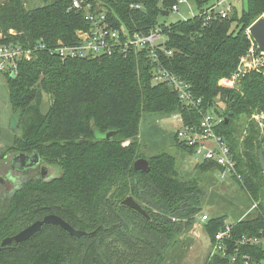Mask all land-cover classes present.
Returning <instances> with one entry per match:
<instances>
[{
  "label": "trees",
  "instance_id": "16d2710c",
  "mask_svg": "<svg viewBox=\"0 0 264 264\" xmlns=\"http://www.w3.org/2000/svg\"><path fill=\"white\" fill-rule=\"evenodd\" d=\"M132 31H148L177 0H93ZM195 1L201 7L207 0ZM226 18L216 15L205 24L203 11L171 22L167 28L172 56L164 66L191 85L196 107H188L167 84L152 82L151 66L141 56L74 57L62 59L48 50L30 62L21 61L18 73L6 75L9 100L18 116L17 130L8 146L11 153H37L58 177L20 176L19 187L0 206V242L48 214H57L84 230L70 235L57 225H44L28 241L13 242L0 251V262L22 264H168L178 238L188 232L203 212L207 196L201 178L182 174L177 153L192 149L174 136V149L145 154L139 140L144 122L180 114L196 124L202 112L216 111L222 121L216 131L230 146L242 181L253 201V211L235 222L229 245L243 236L264 231V73H244L236 88L219 86L222 77L237 71L250 47L248 29L264 14V0H246ZM142 3L141 9L131 4ZM0 0V44L59 46L76 42V31L87 28L82 12L69 10L70 0ZM48 107L44 109L45 98ZM222 101L224 109L217 105ZM116 135L106 139L108 131ZM6 153H2V158ZM139 158L149 171L137 170ZM201 172L217 171L213 162L198 164ZM132 196L149 217L123 204ZM4 203V204H3ZM250 207V208H251ZM176 218L177 221L173 220ZM226 216H212L205 228L211 239L223 229ZM244 254L264 258L261 246H241L239 260L208 258L204 264H243Z\"/></svg>",
  "mask_w": 264,
  "mask_h": 264
},
{
  "label": "built area",
  "instance_id": "2783aa9c",
  "mask_svg": "<svg viewBox=\"0 0 264 264\" xmlns=\"http://www.w3.org/2000/svg\"><path fill=\"white\" fill-rule=\"evenodd\" d=\"M70 1L69 10L82 12L88 23L87 28H80L76 31V42L55 47L48 46L43 42L35 46H26L15 42L0 44V72L5 75H16L21 61L30 62L34 60L36 53L42 50H48L62 59L115 56L128 58L131 55H142V58L151 66L153 83L171 86L178 92L181 101L188 107H196L199 104L200 100L195 99L191 91V85L169 71L162 62V56H172L174 53V50L167 46L169 41L167 28L171 30V23L159 22L158 25L148 31H132L120 20L115 11L108 10L100 2L93 0ZM186 1L188 0H177L172 6L170 13L177 11L179 5ZM226 1L217 0L218 4ZM131 8L141 9L142 3L131 4ZM232 12L233 6L229 3L227 7L219 10H217L216 4L208 6L202 13L205 15L204 22L206 24L216 15L226 18ZM249 37L250 47L247 53L241 57L237 71L231 76L222 77L219 80L220 87L236 88L241 76L247 71L257 70L264 73V52L259 49L257 43L250 35ZM170 117L178 125L175 130L178 140L192 149V153H189L188 156L193 165L197 166L205 162H213L219 166L217 170L219 177L243 180L230 146L216 131L218 124L222 121V117L216 111H203L198 125L186 124L183 117L178 113ZM256 118L263 120L264 114L256 115ZM261 125L264 127L263 122H261ZM199 219L202 222H206L210 217L208 213H201L199 214ZM173 220L177 221L176 218H173ZM235 222L226 221L224 228L217 231L214 239H210V259L216 256H229L232 262H236L239 260L241 246L259 245L264 250V231H262L260 235L243 236L241 240L234 243L232 249L234 251L231 252L229 242ZM242 262L243 264H264V258H259L257 255L244 254Z\"/></svg>",
  "mask_w": 264,
  "mask_h": 264
},
{
  "label": "rangeland",
  "instance_id": "374dc122",
  "mask_svg": "<svg viewBox=\"0 0 264 264\" xmlns=\"http://www.w3.org/2000/svg\"><path fill=\"white\" fill-rule=\"evenodd\" d=\"M28 7L33 3L42 0H28ZM231 4L241 14L246 8V0H227L219 3L217 0H207L201 7L195 1H186L179 5L177 11H172L168 17H161L160 22H175L191 18L192 16L201 13L208 6L215 5L217 10L225 8ZM264 16V14L262 15ZM249 32V29H248ZM250 35V34H249ZM217 105L224 109L222 101H218ZM48 107V98H45L44 109ZM14 110L11 107L8 92V83L6 75L0 72V155L6 153L4 159H0V177L7 179L10 185V160L13 153L7 151V148L14 136L15 131L9 126ZM177 124L172 117H162L157 119L148 118L141 128L140 143L141 149L145 154L159 152L161 150L174 149V136ZM181 161L182 174L185 176H193L201 178L202 183L206 186L207 196L203 203L202 214L208 213L212 216H226L227 222H235L244 218L249 212L253 211V201L248 199L245 191L239 187L231 177L221 178L217 175V171L201 172L200 169L193 165L187 153L182 151L177 153ZM8 162V163H6ZM20 176V173L13 171ZM58 173V172H57ZM7 187V186H6ZM2 183L0 182V190ZM251 207V208H250ZM201 214V213H200ZM206 222H202L197 216V221L193 227L178 238V245L170 251L167 263L168 264H204L209 258L210 253V235L205 228ZM0 264H22L17 261L0 262Z\"/></svg>",
  "mask_w": 264,
  "mask_h": 264
},
{
  "label": "water",
  "instance_id": "95a60500",
  "mask_svg": "<svg viewBox=\"0 0 264 264\" xmlns=\"http://www.w3.org/2000/svg\"><path fill=\"white\" fill-rule=\"evenodd\" d=\"M162 13L164 16L168 17L170 15V11L167 9H163ZM249 34L254 39V41L257 43L259 49L264 52V16L260 17L258 20H256L249 28ZM12 77L15 76V74H11ZM18 116L13 115L11 116L9 126L12 128L13 131H15V134H18L17 130V124H18ZM115 130H110L106 133L105 138L110 139L112 136L116 135ZM26 157L25 154H19L14 158L13 167L16 169H21L23 167L22 159ZM39 155L37 153H34V160L37 162L39 160ZM259 161L261 164V167L264 171V152H259ZM134 167L137 170L142 171H149L150 165L149 161L146 158H139L135 161ZM1 180V178H0ZM123 204L131 207L132 209H135L136 211L140 212L146 217L148 216V213L145 209L132 197L128 196L123 200ZM44 225H57L61 227L63 230L67 231L70 235L81 237L84 234H87L84 230H79L73 227L68 221H66L63 217L57 215V214H48L44 216L43 219H39L17 234L13 236H9L3 239V241L0 244V251L3 249V247H7L11 245L13 242L15 243H22L24 241H28L34 236H36L39 232L42 231Z\"/></svg>",
  "mask_w": 264,
  "mask_h": 264
},
{
  "label": "flooded vegetation",
  "instance_id": "af4514ba",
  "mask_svg": "<svg viewBox=\"0 0 264 264\" xmlns=\"http://www.w3.org/2000/svg\"><path fill=\"white\" fill-rule=\"evenodd\" d=\"M14 135H15V133H14ZM19 154H25L26 157H24L22 159L23 167L21 169H16L13 167V162H14V158L16 156H18ZM6 156H7V154L4 155L0 159H4V158H6ZM33 158H34V153L18 152V153L13 154V156L11 157L10 163H9L10 168H11L9 170V172L11 174H10V177L8 179L10 182V185L7 183V179H3L2 177H0L1 178L0 182L2 183V189L0 190V201H2L5 197L7 198L12 192H14L19 187V185H20L19 180L21 178L20 176H22L23 174H26L28 171L32 172L34 175H37L38 178H41L44 180H50L52 178L58 177L57 172H59V171H58V168L56 166L47 165L40 158L37 162H35V160ZM6 163H8V162H6ZM13 171L20 173V176L15 174ZM2 202H0V206H1ZM2 241H3V239H2ZM1 242H0V244H1ZM13 246H14V244L12 243L11 245H9L7 247H3V248L13 247Z\"/></svg>",
  "mask_w": 264,
  "mask_h": 264
}]
</instances>
